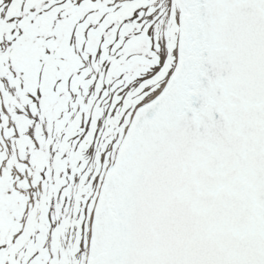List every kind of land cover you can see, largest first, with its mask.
I'll return each mask as SVG.
<instances>
[{
	"label": "snow or ice",
	"instance_id": "obj_1",
	"mask_svg": "<svg viewBox=\"0 0 264 264\" xmlns=\"http://www.w3.org/2000/svg\"><path fill=\"white\" fill-rule=\"evenodd\" d=\"M0 264H264V0H0Z\"/></svg>",
	"mask_w": 264,
	"mask_h": 264
}]
</instances>
